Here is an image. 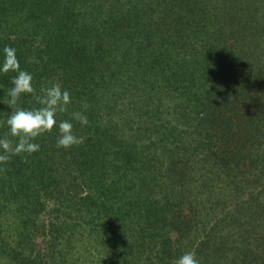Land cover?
I'll list each match as a JSON object with an SVG mask.
<instances>
[{
  "label": "trees",
  "instance_id": "obj_1",
  "mask_svg": "<svg viewBox=\"0 0 264 264\" xmlns=\"http://www.w3.org/2000/svg\"><path fill=\"white\" fill-rule=\"evenodd\" d=\"M6 44L89 124L0 167V264H264V0H0ZM174 131L177 154L147 142Z\"/></svg>",
  "mask_w": 264,
  "mask_h": 264
},
{
  "label": "clouds",
  "instance_id": "obj_2",
  "mask_svg": "<svg viewBox=\"0 0 264 264\" xmlns=\"http://www.w3.org/2000/svg\"><path fill=\"white\" fill-rule=\"evenodd\" d=\"M15 73L10 77L8 90L0 96V103L11 109L3 122L6 133L0 135V167L6 165L14 156L26 158L41 148L37 139L55 129L56 147L70 149L82 143L74 130V121L82 126L89 124L84 111L69 112L72 103L71 93L59 81H50L37 92L33 74L22 69L17 49L4 45L0 49V74ZM24 94H31L32 105L22 106L20 101ZM6 97V98H5ZM68 113V119H59L61 114ZM173 264H200L194 251H184L173 261Z\"/></svg>",
  "mask_w": 264,
  "mask_h": 264
},
{
  "label": "rangeland",
  "instance_id": "obj_3",
  "mask_svg": "<svg viewBox=\"0 0 264 264\" xmlns=\"http://www.w3.org/2000/svg\"><path fill=\"white\" fill-rule=\"evenodd\" d=\"M18 23H19L18 19H15V20H12V23H9V25L11 26V24H12V25L16 26V27H14V26H12V27L15 30H17V29H19V27L17 26ZM23 30L25 31V29H23ZM86 32H87L86 29H83L82 32L78 36L83 37ZM38 60L41 61V59H38ZM249 61H251V60H249ZM254 63H256V65H264V56H261V59L259 61H258V59L257 60H254ZM169 110H171V109H169ZM103 111H105L104 108H103ZM147 121H148V119H145L142 123H139L138 125H134L133 126V129L129 132V135L127 136L129 138V141H130L131 144L134 143V140L138 139V146L137 147H140L141 145H144L145 136H146V134H144V133L147 131ZM156 121L157 120L154 117L148 123L151 125L152 122H153L154 125H155V122ZM168 122H169V125H172V124L175 123L174 121H173L174 122L173 123V122H171L169 120H168ZM142 125L144 126V128H142L139 131V127L140 128L143 127ZM153 127L154 126H152L151 129ZM175 132L176 131H174L172 134L165 135V137H164L163 140H161V137H160L161 136V132H158L156 134L154 133L153 136H149L147 138V142H149L150 144L153 143L151 147H156V148H158L159 151H161V148L162 147H165L164 153H166V154H170V155L177 154V152H176L177 151L176 150L177 138L174 136L175 135ZM146 133H148V132H146ZM140 148H144V147H140ZM171 152H173V153L171 154ZM164 172H166V175H168V173H167L166 170H164ZM185 233H187V230L185 231ZM182 241H183L184 244H186L185 248L187 250L192 247V244H191V241L190 240H188L187 243H186L185 242V238H184V239H182ZM73 244H77V243L74 242ZM153 253H151L150 255L152 256Z\"/></svg>",
  "mask_w": 264,
  "mask_h": 264
}]
</instances>
